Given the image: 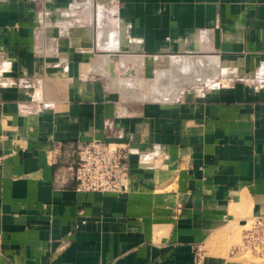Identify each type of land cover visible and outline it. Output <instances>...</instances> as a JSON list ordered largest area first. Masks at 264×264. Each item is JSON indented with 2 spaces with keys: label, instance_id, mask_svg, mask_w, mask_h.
I'll use <instances>...</instances> for the list:
<instances>
[{
  "label": "crops",
  "instance_id": "obj_1",
  "mask_svg": "<svg viewBox=\"0 0 264 264\" xmlns=\"http://www.w3.org/2000/svg\"><path fill=\"white\" fill-rule=\"evenodd\" d=\"M125 55L146 78L156 55L228 74L167 101L126 82L122 97L91 65L135 73ZM93 139L129 151L125 193L75 190L60 159ZM259 218L264 0H0L1 264H228V239L217 254L207 240Z\"/></svg>",
  "mask_w": 264,
  "mask_h": 264
},
{
  "label": "built area",
  "instance_id": "obj_2",
  "mask_svg": "<svg viewBox=\"0 0 264 264\" xmlns=\"http://www.w3.org/2000/svg\"><path fill=\"white\" fill-rule=\"evenodd\" d=\"M128 154L122 144L93 139L69 146L60 161L78 192L125 193L131 181ZM255 225L264 229V218Z\"/></svg>",
  "mask_w": 264,
  "mask_h": 264
},
{
  "label": "bare ground",
  "instance_id": "obj_3",
  "mask_svg": "<svg viewBox=\"0 0 264 264\" xmlns=\"http://www.w3.org/2000/svg\"><path fill=\"white\" fill-rule=\"evenodd\" d=\"M163 57L165 58V56H163ZM120 59L121 60L118 62V66H123V65L125 66L127 62L131 63L132 66L138 65L140 67L145 64L142 61L143 60L142 57H138V56H135V57L129 56L128 57L125 55L123 58L121 57ZM110 61H111V58L106 56V58H104V60L102 61L101 64H98V65L92 64L91 66H92V68L97 69L98 72H101L104 76H106L110 82L114 81V83H117V84L120 82H121L120 84H124L123 82L125 81V88L122 86H120V88H119L121 91V94H119V95L122 97H124V93L126 96L127 91H129V89L126 87V82L135 83L134 85H135V87L138 86L137 87L138 90L135 88L134 89L135 93L132 95L137 97L138 99H141V100H170V99H174V98H176L178 93L183 88L191 86L195 83H203V82H206L208 80L214 79L219 74H224V75L226 73L228 74V71H226L223 67V63L221 61H218L216 58L209 56V55H201L197 58H194V57L191 58V56H185L184 57V56L169 55L168 64L165 63V64H167V65H165L163 63V65L161 67L158 66L160 68H158L157 65L159 63H161L162 60H160L159 57L157 58V55H156V59L154 58L153 60L150 61L152 63V71L154 72L155 78H156L155 85L153 86L154 89L151 91L149 90V92H147V93L146 92L142 93L141 90H143V89H141V85H140V83L142 82L141 76L135 75L134 73H132V74L130 73L131 74L130 77H129V75H125V76L118 75V76L114 77L111 70L108 68L110 66L109 65ZM135 68H136V66H135ZM130 69H132V67H130ZM113 78H114V80H113ZM143 81H144V79H143ZM166 83L168 84V88H165L167 90H162L163 86L160 87V85L161 84L164 85ZM115 90H117V89H115ZM246 225H247V223L242 224L241 226L245 227Z\"/></svg>",
  "mask_w": 264,
  "mask_h": 264
},
{
  "label": "rangeland",
  "instance_id": "obj_4",
  "mask_svg": "<svg viewBox=\"0 0 264 264\" xmlns=\"http://www.w3.org/2000/svg\"><path fill=\"white\" fill-rule=\"evenodd\" d=\"M164 56H165V58L163 56L157 55V58L159 57L160 60H162V62L159 63L157 65V67L158 66L161 67L163 65V63L168 64L169 55H164ZM193 57L197 58L199 56H193ZM193 57L191 56V58H193ZM154 58L156 59V56ZM127 64H130L129 66L135 70V73L131 72V74L134 73L135 75L141 76V81H142L141 83L142 84L140 83V85H141V89H143V90H141L142 93H145V92L147 93V92H149V90L151 91L154 89L153 86L155 85V80H156L154 72H153V76H152V74H147L146 76L148 78H146L143 75H141L138 71V69H140L142 66L140 67L138 65H135L136 66V68H135V66H132L131 63H129V62H127L125 66H127ZM167 64H165V65H167ZM117 67L119 68L118 65H117ZM130 67H127V68L130 69ZM160 67H158V68H160ZM131 74L130 73L127 74V72H126L125 75H129V77H130ZM116 75L118 76V74H116ZM125 75H121V76H125ZM219 75H221V74H219ZM105 79H108V78H105ZM143 79L145 82L143 81ZM212 80L213 81L208 80V81L203 82V83H195V84L188 86L186 88H190L192 86L207 87V85H209V83H208L209 81L214 82V83H217L219 81V79H217V77L212 79ZM206 83H208V84H206ZM225 83H226V81L222 82V84H225ZM164 85L161 84L160 87L163 86L162 90H167L165 88H168V84L166 83ZM183 89H185V88H183ZM145 101H155V100H145ZM156 101H167V100H156ZM245 223H247V225L245 227H242L239 224L236 225L234 223L229 224L222 231H219V232L213 234L210 237V239L207 240L206 247H204V249L207 250V248H209L208 250L210 251L211 254L212 253L217 254L219 249L214 248L215 243L222 241L223 239L226 238V239H228L227 243H229L231 245L229 246L230 248H227L226 250H224L222 252L223 253L225 252V254H223V255L226 258L225 261L228 264H264V229H262L258 225L256 227L255 219H249L248 221H245ZM245 223H243V224H245ZM210 246H213V247L211 248ZM202 249L203 248H201L200 251L198 250L196 252L197 260H199Z\"/></svg>",
  "mask_w": 264,
  "mask_h": 264
},
{
  "label": "water",
  "instance_id": "obj_5",
  "mask_svg": "<svg viewBox=\"0 0 264 264\" xmlns=\"http://www.w3.org/2000/svg\"><path fill=\"white\" fill-rule=\"evenodd\" d=\"M109 55L112 56V57H116L117 56L116 53H110Z\"/></svg>",
  "mask_w": 264,
  "mask_h": 264
}]
</instances>
